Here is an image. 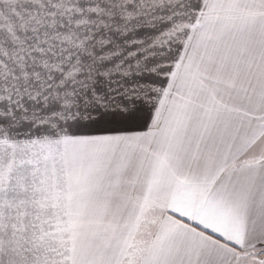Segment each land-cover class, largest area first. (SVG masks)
I'll use <instances>...</instances> for the list:
<instances>
[{"label":"snow or ice","instance_id":"1","mask_svg":"<svg viewBox=\"0 0 264 264\" xmlns=\"http://www.w3.org/2000/svg\"><path fill=\"white\" fill-rule=\"evenodd\" d=\"M0 264H264V0H0Z\"/></svg>","mask_w":264,"mask_h":264}]
</instances>
